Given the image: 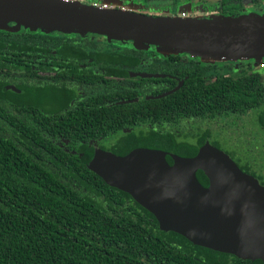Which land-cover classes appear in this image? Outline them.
Listing matches in <instances>:
<instances>
[{"label":"trees","instance_id":"obj_1","mask_svg":"<svg viewBox=\"0 0 264 264\" xmlns=\"http://www.w3.org/2000/svg\"><path fill=\"white\" fill-rule=\"evenodd\" d=\"M247 2L258 7L262 0L208 1L202 17L245 14ZM21 27L25 30L0 29V264H262L259 259H244L195 245L176 232L160 229L151 212L93 171L97 159L93 148L86 145L87 138H105L125 126L159 124V119L143 116L152 112H161L165 121H170L226 108L235 113L258 108L257 124L264 132V85L259 75L251 73L247 66L231 71L226 65L202 66L193 61L176 67L167 64L168 72L174 70L180 78L187 76L177 91L159 99H148L139 93L135 101L108 104L104 97L109 95L111 85L101 81L104 74L95 77L94 71L74 68L70 70L73 81L97 79V108L85 105L83 110L88 116L48 117L44 113L51 110L40 100L51 95L59 100L61 95L62 99H70L73 85L68 82L69 86H65L67 77L62 72L51 80H37L36 85L31 83V74L37 68H49L50 49H62L58 54L64 56L66 48L71 51L89 47L82 40L50 33L90 31H47L37 27L32 32ZM136 58L117 56L113 63H119L117 70H124L121 64L128 63L132 68L139 62ZM109 63L104 61L102 67ZM210 75L214 79L206 83L204 78ZM145 80L149 79L142 81ZM8 83L21 92L4 89ZM132 95L122 98L135 97ZM122 114L139 119H123ZM131 129L122 131L109 149L124 155L138 146L160 147L189 157L196 154L206 138L200 135L196 145L187 140L188 135L178 140L173 131ZM65 139L72 141L70 150L63 148ZM213 144L218 145L215 141ZM240 148L237 151L243 153ZM237 161L242 171L253 173L264 185L261 176ZM255 194L264 197V192L255 190Z\"/></svg>","mask_w":264,"mask_h":264},{"label":"water","instance_id":"obj_2","mask_svg":"<svg viewBox=\"0 0 264 264\" xmlns=\"http://www.w3.org/2000/svg\"><path fill=\"white\" fill-rule=\"evenodd\" d=\"M90 31L203 54L211 60L264 58V16H150L73 0H0V29ZM15 90L12 85L7 86ZM93 171L151 212L160 229L195 245L264 264V192L224 151L203 144L194 156L135 148L117 155L100 148Z\"/></svg>","mask_w":264,"mask_h":264},{"label":"flooded vegetation","instance_id":"obj_3","mask_svg":"<svg viewBox=\"0 0 264 264\" xmlns=\"http://www.w3.org/2000/svg\"><path fill=\"white\" fill-rule=\"evenodd\" d=\"M80 1V0H73ZM93 1V2H92ZM144 1H153L161 2L164 6V2L170 1V5L167 6L169 11L176 15V4L179 0H123L121 6L110 5L100 0L96 2L94 0H87L85 3L95 5L97 7H102V5L107 4L106 8L112 9H121L127 10L123 5L129 3L143 4L141 7V12L146 15L160 16V14L152 9H146ZM202 1L201 17L205 14V7H207V2ZM92 2V3H91ZM206 2V3H205ZM252 7L254 11L259 14H264V0L261 4L257 6L248 5ZM129 11V10H128ZM185 17V16H182ZM193 17V16H187ZM13 23H9L11 25ZM24 28H21L19 31H24ZM29 32L28 30H26ZM35 32V31H32ZM51 35L57 36H66L69 38H76L79 41L82 40V43L89 45V47H84L78 50L69 51L68 48L65 49L64 56L59 55L58 52L64 51L62 49H50L49 52L52 54L51 62L49 68L36 69L34 74H31V83L36 85L37 80H51L55 78L56 75L62 72V76L67 77V80H64L66 87L69 86V83L73 85L72 90H74V95L68 99H62L64 96L61 95L59 100L57 97L51 95L45 99H41V103H44L46 109L51 111L44 113V115L51 117L53 114H56L59 117H70L75 116H88L87 113H84V106H95L97 108V89L99 85L96 80L91 79H76L73 81V75L70 73L71 69L77 68V70H87L94 71L95 77L102 74L103 78L101 79L106 85H111L109 95L104 97L105 102L110 103H121V102H130L135 101L138 97L135 94L142 93L141 96H145L148 99H159L163 98L170 93L177 91L184 82V78H180L176 71L170 70L168 72L166 68L167 64H173L174 67L179 66L180 63H188L193 61L194 63H199L202 66L208 65H221L229 66L232 68L231 71H238L241 67H248L251 70V73L257 74L260 76V82L264 85V58L256 59H222V60H206L202 57L189 53L187 51H161V49L150 45V46H135L132 41H116L114 39L109 40L105 34L100 33H63V32H51ZM110 44H117V47H109ZM98 46V47H97ZM102 53H106V56H102ZM128 55H136L137 60L139 61L137 66L132 68L128 67V63L121 64L124 70H117L119 63H113L117 56L123 59ZM114 58H113V57ZM21 60H23L21 58ZM110 61L108 65L102 67L104 61ZM260 66L257 68V64ZM176 65V66H175ZM110 69H109V67ZM110 70V72H109ZM119 71L126 73L125 75L119 76ZM89 74L91 72H88ZM98 73V74H97ZM110 73V74H107ZM234 73V72H233ZM14 74V73H13ZM227 73L226 75H229ZM15 75L23 79L22 76L16 71ZM17 78V77H16ZM153 78V79H151ZM143 79H149L142 81ZM206 83H211L214 79L213 75L206 76ZM175 81V84L172 82ZM69 82V83H68ZM173 84V85H172ZM12 85L15 87V90L7 88V86ZM171 86V87H169ZM169 87L165 91H161L162 88ZM6 90H12L16 93H20L21 90L17 88L16 85L8 83L4 86ZM134 94V95H132ZM129 95L135 96L129 99L122 98L123 96L127 97ZM120 98V99H118ZM39 100V99H38ZM51 112V113H50ZM161 112H152L150 114L146 113L143 115L145 118L159 119V124H146L141 126H125L120 132L111 133L105 138L91 137L87 138V146L93 148V153L96 148H100L106 151L113 152L109 149L110 146L114 145L118 141L119 134L131 130H137L144 128L145 130L152 129L159 133L165 132H174L178 140H181L182 135H188L187 140L193 144H198V137L200 135H206L203 144L209 142L211 145L217 147L218 149L227 153L234 162L238 165L237 159H239L241 164H247L255 174L264 179V132L260 130L257 124V115L260 113V109H251L242 113L231 112L230 108H226L222 112H206L205 114H194L189 117H177L174 120L165 121V117L160 115ZM97 114H94V117ZM142 116V115H140ZM121 118L125 119H139V117H134V115H120ZM150 118V119H151ZM75 139L74 141H77ZM79 140H83L80 138ZM217 142L218 145L213 144ZM70 139H65L63 148L70 150L69 146ZM224 143H228L233 146V149L230 151L223 147ZM239 143V145H238ZM201 145V146H202ZM198 146V149L201 147ZM244 152H238V148ZM135 148H150V149H159L164 151H169L160 147H147V146H138ZM132 149V150H133ZM197 149V151H198ZM238 150V151H237ZM131 151V150H130ZM171 152V151H169ZM230 152L231 154H229ZM114 153V152H113ZM128 153V152H127ZM126 153V154H127ZM197 153V152H196ZM116 154V153H115ZM119 155V154H117ZM125 155V154H124ZM97 161V160H96ZM246 172V171H244ZM254 176L260 183V179L253 175V173L246 172ZM261 184V183H260ZM263 185V184H262ZM264 186V185H263ZM251 260V259H250ZM256 260V259H255ZM263 264V263H262Z\"/></svg>","mask_w":264,"mask_h":264},{"label":"rangeland","instance_id":"obj_4","mask_svg":"<svg viewBox=\"0 0 264 264\" xmlns=\"http://www.w3.org/2000/svg\"><path fill=\"white\" fill-rule=\"evenodd\" d=\"M82 2H86L87 0H80ZM96 2H100V0H94ZM207 2L208 1H214V0H206ZM93 2V1H92ZM91 2V3H92ZM104 2H107L109 3L110 5H117V6H121V4H123V0H104ZM170 1L168 2H164V6L161 4V2H153V1H144V5L146 6V9H152L156 12H158L160 15H164V16H171V17H176V16H179V17H182V16H195V17H201V9H202V1L201 0H179L178 3L176 4V15H173L169 9L167 8V6H169L170 4ZM247 5L248 2H247ZM127 10L129 11H133V12H141V7L143 6V4H136V3H129V4H125L123 5ZM249 12H253V13H256V14H259L257 13L256 11H254L252 9V7L250 6H247L246 8V13H249ZM260 15H263L264 14H260ZM152 16V15H150ZM9 29H11L12 31H18V30H21L22 27H14V24H11V25H8ZM33 29H30L29 28V31H32ZM161 51H169V50H166V49H162L160 48ZM200 57H202L203 59H206V60H210L209 57L203 55V54H196ZM256 64L258 65V62H256ZM260 66L258 65L257 68H259ZM264 72V71H262ZM224 148H226L227 150H231L233 149V146L232 145H229L228 143H224L223 145Z\"/></svg>","mask_w":264,"mask_h":264},{"label":"built area","instance_id":"obj_5","mask_svg":"<svg viewBox=\"0 0 264 264\" xmlns=\"http://www.w3.org/2000/svg\"><path fill=\"white\" fill-rule=\"evenodd\" d=\"M108 5L107 4H104V5H102V8H106Z\"/></svg>","mask_w":264,"mask_h":264},{"label":"crops","instance_id":"obj_6","mask_svg":"<svg viewBox=\"0 0 264 264\" xmlns=\"http://www.w3.org/2000/svg\"><path fill=\"white\" fill-rule=\"evenodd\" d=\"M105 3H107V2H105ZM107 4H109V3H107Z\"/></svg>","mask_w":264,"mask_h":264}]
</instances>
